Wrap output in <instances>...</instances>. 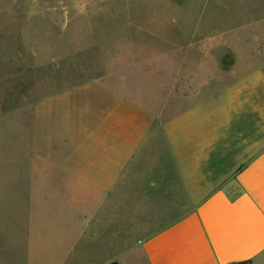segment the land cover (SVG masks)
I'll use <instances>...</instances> for the list:
<instances>
[{"label":"rangeland","instance_id":"rangeland-1","mask_svg":"<svg viewBox=\"0 0 264 264\" xmlns=\"http://www.w3.org/2000/svg\"><path fill=\"white\" fill-rule=\"evenodd\" d=\"M263 63L264 0H0V264H148L141 242L183 212L141 211L152 198L131 187L140 183L135 163L167 166L160 126L242 74L264 78ZM63 94L84 99V128L98 118V100L108 99L118 131L153 129L117 184L106 239L85 234L69 259L57 260L62 234L70 240L83 224L76 214L85 204L35 196L30 217L28 159L34 107L42 145L52 139L44 104L65 118L54 124L59 138L75 134V112L59 109ZM210 156L218 158L219 147Z\"/></svg>","mask_w":264,"mask_h":264},{"label":"crops","instance_id":"crops-1","mask_svg":"<svg viewBox=\"0 0 264 264\" xmlns=\"http://www.w3.org/2000/svg\"><path fill=\"white\" fill-rule=\"evenodd\" d=\"M259 66L263 71L264 63ZM242 76L160 126L167 166L157 162L155 168L143 169V158L135 163L132 173L140 183L131 187L152 198L141 211L183 212L171 222L155 224L159 230L141 242L148 264H264V99L261 102L259 91L264 78L260 71L241 80ZM71 97L59 95L58 101H62L60 112H75V134L66 131L65 138L57 136L54 124L65 118L50 102L44 105L52 114V139L43 145L38 140L41 132L34 107L29 145L30 217L35 196H68L85 204L76 214L83 224L70 233V240L63 232L57 260L69 259L85 234L106 239L115 224L117 184L153 129L138 126L130 136L127 130L118 131L108 99L98 100V118L84 128V99L80 103L82 96ZM86 108L97 112L94 104ZM44 124L46 138L45 116ZM120 132L124 135L117 136ZM217 147L215 159L210 155ZM165 195L187 199L188 207L165 202Z\"/></svg>","mask_w":264,"mask_h":264},{"label":"trees","instance_id":"trees-1","mask_svg":"<svg viewBox=\"0 0 264 264\" xmlns=\"http://www.w3.org/2000/svg\"><path fill=\"white\" fill-rule=\"evenodd\" d=\"M234 264H251V261H244V262H239V263H234Z\"/></svg>","mask_w":264,"mask_h":264},{"label":"water","instance_id":"water-1","mask_svg":"<svg viewBox=\"0 0 264 264\" xmlns=\"http://www.w3.org/2000/svg\"><path fill=\"white\" fill-rule=\"evenodd\" d=\"M109 264H118L117 262H111V263H109Z\"/></svg>","mask_w":264,"mask_h":264}]
</instances>
